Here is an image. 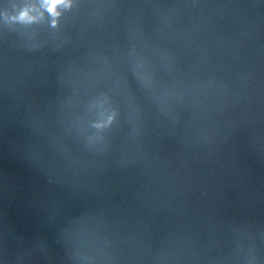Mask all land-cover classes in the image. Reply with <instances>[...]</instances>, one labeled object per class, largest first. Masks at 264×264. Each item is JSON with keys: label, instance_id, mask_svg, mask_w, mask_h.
<instances>
[{"label": "clouds", "instance_id": "9594fccd", "mask_svg": "<svg viewBox=\"0 0 264 264\" xmlns=\"http://www.w3.org/2000/svg\"><path fill=\"white\" fill-rule=\"evenodd\" d=\"M46 3L48 4V10H49L50 12L55 13L56 6H57L58 4L63 3V0H46ZM26 15H27L26 12L23 13V14H22V18H23L24 16H26Z\"/></svg>", "mask_w": 264, "mask_h": 264}]
</instances>
